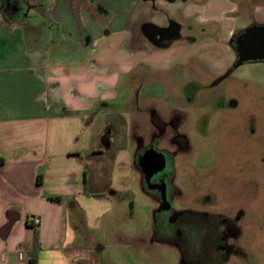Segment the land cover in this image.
I'll use <instances>...</instances> for the list:
<instances>
[{"label":"crops","instance_id":"0c3cea01","mask_svg":"<svg viewBox=\"0 0 264 264\" xmlns=\"http://www.w3.org/2000/svg\"><path fill=\"white\" fill-rule=\"evenodd\" d=\"M235 10L234 0L190 2L184 16L214 22L213 36L194 30L155 47L143 0H0V264H28L36 231L38 264H98L90 236L119 204L123 151L137 167L129 134L145 115L136 88L156 72H195V61L224 75ZM253 17L264 24V3ZM155 98L147 93L140 106ZM132 103L126 117L119 105Z\"/></svg>","mask_w":264,"mask_h":264},{"label":"rangeland","instance_id":"374dc122","mask_svg":"<svg viewBox=\"0 0 264 264\" xmlns=\"http://www.w3.org/2000/svg\"><path fill=\"white\" fill-rule=\"evenodd\" d=\"M242 1L249 8L235 14L241 28L253 21V3H264ZM192 68L195 72L188 69V74L177 68L174 79L163 80L164 74L156 72L136 88L141 91L134 95L140 98L138 112L145 116L130 128V140L142 138L148 143V138H159V146L173 155L174 185L179 190L176 214L219 220L224 248L209 264H264V62L254 60L227 69L229 75L222 81L223 75H212L198 61ZM127 88L123 80L121 90ZM147 93L156 98L145 111L140 103ZM119 106L125 108L126 117H132L130 109L137 107L134 103ZM157 107L163 110L161 115L153 112ZM154 115L163 119V133L149 122ZM128 153L122 152L116 166V181L122 182L114 183L119 204L106 215L103 229L97 232L100 237L91 232V260L190 264L176 245L153 240L156 203L144 191L139 165L134 168V157ZM189 222L195 228L205 220H183L180 225Z\"/></svg>","mask_w":264,"mask_h":264},{"label":"flooded vegetation","instance_id":"af4514ba","mask_svg":"<svg viewBox=\"0 0 264 264\" xmlns=\"http://www.w3.org/2000/svg\"><path fill=\"white\" fill-rule=\"evenodd\" d=\"M146 1L150 12V21L147 25V35L149 40L155 47L161 44L171 41L174 38L185 37L190 39L189 33L194 30L206 33L208 37H212V31L210 28L215 27L214 22H199L197 16L192 18L195 20L188 19L184 16L183 10L186 5L190 2L206 4L209 0H143ZM259 4L258 2L253 3V8ZM250 5V3H249ZM251 6V5H250ZM248 9V5L243 3L242 0L236 1V10L234 16L240 11ZM173 9L174 13L170 14L169 10ZM253 12V11H252ZM178 19V20H176ZM236 28L230 36V47L233 53V62L229 69L235 68L236 62L239 58V46L245 45L249 35H244L247 29L252 26H262L264 24L258 23L254 17L248 26L238 27L237 18ZM209 29V30H208ZM215 30V28H214ZM217 32V31H215ZM180 36V37H179ZM206 37V36H204ZM254 61V60H249ZM245 61V62H249ZM263 61L264 60H256ZM244 62V63H245ZM243 64V63H242ZM241 65V64H240ZM239 66V65H238ZM228 71V70H227ZM229 72L224 73L220 81L225 76H228ZM158 108V107H157ZM166 108V106H165ZM163 108V109H165ZM158 109H154L153 112L161 115ZM163 119L157 115L149 116V122L154 123L162 131L164 128ZM158 129V130H159ZM140 139L137 141V164L141 172V177L144 191L150 195L156 203L154 209V229H153V240L158 242H168L176 245L186 263L190 264H209L215 262L218 258L219 249H223V233L220 229L218 219L209 216H200L198 218H191L185 215L176 214V195L178 188L174 185L175 170L173 155L169 154L168 151L159 146L161 139L159 138H148ZM196 220L203 219L210 221L209 223H201L195 228H192V224L189 222L187 226H181L180 223L183 220ZM182 220V221H180ZM186 225V224H185ZM207 225V226H206ZM206 226V228L204 227ZM194 227V226H193ZM198 227V228H197ZM195 237V238H194ZM196 242V243H193Z\"/></svg>","mask_w":264,"mask_h":264},{"label":"water","instance_id":"95a60500","mask_svg":"<svg viewBox=\"0 0 264 264\" xmlns=\"http://www.w3.org/2000/svg\"><path fill=\"white\" fill-rule=\"evenodd\" d=\"M249 35L245 45L239 46V58L236 66L249 60H264V25L252 26L247 29Z\"/></svg>","mask_w":264,"mask_h":264},{"label":"trees","instance_id":"16d2710c","mask_svg":"<svg viewBox=\"0 0 264 264\" xmlns=\"http://www.w3.org/2000/svg\"><path fill=\"white\" fill-rule=\"evenodd\" d=\"M4 162H5L4 157H2L0 155V167L4 164ZM41 177H42V175L38 174L37 180H38L39 183H41ZM56 199L59 200L60 198L57 197ZM40 247H41V241H40V238H39L38 231H36L35 232L34 249H33L32 255L30 256V258L28 260V264H38V253H39Z\"/></svg>","mask_w":264,"mask_h":264},{"label":"built area","instance_id":"2783aa9c","mask_svg":"<svg viewBox=\"0 0 264 264\" xmlns=\"http://www.w3.org/2000/svg\"><path fill=\"white\" fill-rule=\"evenodd\" d=\"M39 223H40V219H39V218H36V219L34 220V224L37 225V224H39Z\"/></svg>","mask_w":264,"mask_h":264}]
</instances>
